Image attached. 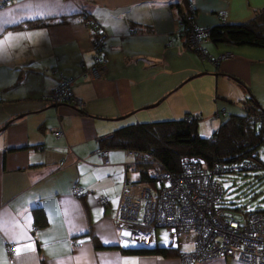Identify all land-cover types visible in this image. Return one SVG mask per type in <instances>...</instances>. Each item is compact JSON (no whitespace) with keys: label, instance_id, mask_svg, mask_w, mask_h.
Segmentation results:
<instances>
[{"label":"crops","instance_id":"obj_1","mask_svg":"<svg viewBox=\"0 0 264 264\" xmlns=\"http://www.w3.org/2000/svg\"><path fill=\"white\" fill-rule=\"evenodd\" d=\"M191 3L196 25L204 28L243 24L264 9V0ZM185 8L183 0H0V264H182L179 256L122 252L132 246L114 216L124 181L139 180L136 157L111 149L102 164L97 151L98 139L123 119L152 118L137 113L198 73L236 84L242 101L252 96L264 108V48L207 41L212 57L229 53L211 72L177 34L175 21ZM98 29L106 35L105 66L91 78L81 65L93 64ZM59 73L73 79L80 108L43 100ZM199 91L190 87V103L178 92L170 107L202 109ZM220 96L233 102L229 93ZM60 127L63 135L55 136ZM102 197L105 205L97 202ZM34 209L44 219L39 227ZM151 246L164 245L155 238ZM198 264L246 263L227 257Z\"/></svg>","mask_w":264,"mask_h":264},{"label":"built area","instance_id":"obj_2","mask_svg":"<svg viewBox=\"0 0 264 264\" xmlns=\"http://www.w3.org/2000/svg\"><path fill=\"white\" fill-rule=\"evenodd\" d=\"M184 3L186 12L182 19L175 21V26L179 30L185 24L189 25L183 33L186 50L197 53L201 60L218 65L222 55L213 58L204 48L209 28L198 27L191 0H184ZM95 34L103 38L106 36L100 29ZM104 46V39L93 41V64L89 67L81 65L84 76L88 74L91 78H96L102 73L105 58L101 51ZM58 75V85L51 93L43 96V100L53 105L70 103L80 108L82 100L71 91L73 79L61 73ZM225 112L217 110L216 116H223ZM255 117L264 124V116ZM53 134L63 135L62 127L54 130ZM97 153L102 164H108V150L101 149ZM130 153L136 159L148 156L146 159L151 164L150 177L159 183L157 186L146 181H124L114 223L131 243L150 245L156 238V230L163 228L167 233L168 243L178 249L182 264L205 263L227 257L246 264H264V212L238 215L234 211L222 209L219 205L222 187L214 179L219 173L239 171L242 169L241 165L249 168L253 164L257 166L256 163L220 162L205 167L194 162L183 166L178 173H171L146 153ZM74 191L77 194L80 189L75 188ZM106 201L103 197L97 199L101 205H105ZM7 252L10 255L13 253L11 244L8 245Z\"/></svg>","mask_w":264,"mask_h":264},{"label":"trees","instance_id":"obj_3","mask_svg":"<svg viewBox=\"0 0 264 264\" xmlns=\"http://www.w3.org/2000/svg\"><path fill=\"white\" fill-rule=\"evenodd\" d=\"M180 14L182 19L185 11L183 12L180 9ZM187 28H189V25L185 24L177 30V34L183 38V44V33ZM208 41L264 48V9L258 10L253 19L246 23L239 25L222 24L210 27ZM201 61L204 62V60ZM72 87L73 85L71 91ZM255 104L257 102L250 96L244 101L243 113L217 117L224 119L208 137L201 136L197 130L199 115L194 118V114L186 113L184 117L178 120L140 121L123 124L109 135L98 139L100 144L98 150L124 149L135 153H146L154 162H157L171 173H178L183 166L194 162L205 167L220 162L225 164H247L248 162L257 164V166L250 165L249 168H243V165H241L242 169L235 171L237 173L261 169L264 168V161L259 159L257 149L264 145V124L255 116H264V108ZM136 165L139 171L138 182L146 181L159 186L157 180L150 177V169L147 165L139 164V162ZM226 173L222 172L214 177ZM221 192L223 193V191ZM221 208L234 211L238 215L257 211L264 212V208L248 212L241 211L238 208ZM40 214L39 209H34L33 223L35 227H39L44 223L43 216L40 217ZM152 244L147 246L135 244V246L122 249V252L126 255L135 256L158 255L170 257L179 255L178 249L170 244L167 246H151Z\"/></svg>","mask_w":264,"mask_h":264},{"label":"rangeland","instance_id":"obj_4","mask_svg":"<svg viewBox=\"0 0 264 264\" xmlns=\"http://www.w3.org/2000/svg\"><path fill=\"white\" fill-rule=\"evenodd\" d=\"M184 2V0H183ZM184 6V4H183ZM186 6V5H185ZM185 8V12H186ZM177 20V19H176ZM93 41L95 42L97 39H106L99 35H93ZM92 41V45H93ZM189 51V50H188ZM93 53L91 52V55ZM223 54H228L227 57H229V53L224 52L220 56L219 60L227 58L224 57ZM102 55V54H101ZM103 56V55H102ZM216 58V57H215ZM204 62L208 63L211 69V72L214 70V64L210 61L205 60ZM226 84L225 86L222 85L221 81H219V77L215 76L214 74H204L199 77L193 78L185 83L176 90L173 88V92L168 95L165 99H163L157 106L151 107L147 110H139L137 113V116H143L145 114H151L148 119H143L141 122L149 121V122H158V121H167V120H178L185 116V111L190 112L191 114H194V116L197 118L199 115L200 119L198 120L197 130L199 134L203 137L210 136L216 129L217 124L221 122L222 119L217 118L214 114L217 109L219 111H223L226 109H221L222 106H226L228 108H232L230 113L234 114H240L242 113L244 108V101H242L241 95V87H237L236 84L231 83L230 81H224ZM190 87H193L196 89L198 96H201L199 94V90H203V99H201L202 109H194L191 105L192 109L187 108L185 110V106L181 107L180 109H174L170 107V104L173 100L179 99L178 94L180 92H183L182 96H184L187 99V102L190 103L192 101L189 100V90ZM179 92V93H178ZM218 92V93H217ZM225 92L229 93L232 97L233 102H229V100L221 98L220 93ZM239 92V93H234ZM217 97V99H215ZM183 97H181L182 99ZM226 101V102H225ZM229 102V103H228ZM155 103V102H154ZM152 103V104H154ZM187 106V105H186ZM232 106V107H231ZM196 111H199L196 113ZM201 113V115L199 114ZM226 116V113H225ZM131 119V121L129 120ZM136 117H127L123 119V121H126L125 124L128 123H136ZM258 157L262 161H264V145H261L258 149ZM142 155V154H141ZM148 159V156L146 157ZM145 157H141L140 159H136V164L139 162V164H145L149 169L151 168V164L148 163V160ZM142 159V160H141ZM252 159V158H251ZM141 160V161H140ZM137 166V165H136ZM216 181H218L221 184L222 187V196H221V207L226 209H240L241 211H253L256 209H262L264 208V168L257 169V170H246L241 172H230L226 173L222 176H216L214 177ZM156 240L157 243L160 245L167 246L168 238L167 233L163 228H158L156 230ZM127 245L135 246V244L130 243L129 240H127Z\"/></svg>","mask_w":264,"mask_h":264},{"label":"water","instance_id":"obj_5","mask_svg":"<svg viewBox=\"0 0 264 264\" xmlns=\"http://www.w3.org/2000/svg\"><path fill=\"white\" fill-rule=\"evenodd\" d=\"M204 74H206V72H202V73L195 74V75L191 76L190 79L195 78V77H199V76L204 75ZM163 99L164 98H161L159 101L155 102L154 104H151L149 106L144 107V109L145 108H151V107L157 106Z\"/></svg>","mask_w":264,"mask_h":264},{"label":"snow or ice","instance_id":"obj_6","mask_svg":"<svg viewBox=\"0 0 264 264\" xmlns=\"http://www.w3.org/2000/svg\"><path fill=\"white\" fill-rule=\"evenodd\" d=\"M4 43H7V40Z\"/></svg>","mask_w":264,"mask_h":264},{"label":"bare ground","instance_id":"obj_7","mask_svg":"<svg viewBox=\"0 0 264 264\" xmlns=\"http://www.w3.org/2000/svg\"><path fill=\"white\" fill-rule=\"evenodd\" d=\"M141 160H142V159H141ZM141 160H140V161H141Z\"/></svg>","mask_w":264,"mask_h":264}]
</instances>
